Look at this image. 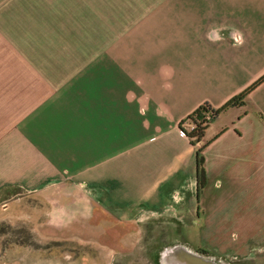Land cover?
<instances>
[{
    "label": "crops",
    "instance_id": "0c3cea01",
    "mask_svg": "<svg viewBox=\"0 0 264 264\" xmlns=\"http://www.w3.org/2000/svg\"><path fill=\"white\" fill-rule=\"evenodd\" d=\"M30 196L54 240L264 255V0H0V218Z\"/></svg>",
    "mask_w": 264,
    "mask_h": 264
},
{
    "label": "rangeland",
    "instance_id": "374dc122",
    "mask_svg": "<svg viewBox=\"0 0 264 264\" xmlns=\"http://www.w3.org/2000/svg\"><path fill=\"white\" fill-rule=\"evenodd\" d=\"M28 200V201H27ZM32 196L15 200L0 218V262L11 264H185L177 258L181 251L195 252L214 264H264V255H235L199 248V239L142 237L131 240L124 253H112L99 241L73 240L58 236L55 240L39 232L44 203ZM47 208V207H46ZM211 240V239H208Z\"/></svg>",
    "mask_w": 264,
    "mask_h": 264
},
{
    "label": "trees",
    "instance_id": "16d2710c",
    "mask_svg": "<svg viewBox=\"0 0 264 264\" xmlns=\"http://www.w3.org/2000/svg\"><path fill=\"white\" fill-rule=\"evenodd\" d=\"M247 92L248 89L243 93H240L236 97H233L224 106L218 109H214L210 107L208 103H204L197 107L191 114H189L187 116L186 123L194 125V130L188 131L187 129H185V127H182V129L187 134V136H189L191 142H199L202 139L206 127L221 110L225 109L228 106L242 104L243 98ZM203 147L204 144L200 145L197 148L196 152L197 177L199 187H202L205 184L204 156L202 154Z\"/></svg>",
    "mask_w": 264,
    "mask_h": 264
},
{
    "label": "water",
    "instance_id": "95a60500",
    "mask_svg": "<svg viewBox=\"0 0 264 264\" xmlns=\"http://www.w3.org/2000/svg\"><path fill=\"white\" fill-rule=\"evenodd\" d=\"M177 258L184 261L185 264H214L205 259L202 255L190 251H181L177 254Z\"/></svg>",
    "mask_w": 264,
    "mask_h": 264
},
{
    "label": "built area",
    "instance_id": "2783aa9c",
    "mask_svg": "<svg viewBox=\"0 0 264 264\" xmlns=\"http://www.w3.org/2000/svg\"><path fill=\"white\" fill-rule=\"evenodd\" d=\"M235 38H236V40H239V36L238 35H235ZM186 129L188 131H192V130H194V125L188 124L187 127H186Z\"/></svg>",
    "mask_w": 264,
    "mask_h": 264
},
{
    "label": "flooded vegetation",
    "instance_id": "af4514ba",
    "mask_svg": "<svg viewBox=\"0 0 264 264\" xmlns=\"http://www.w3.org/2000/svg\"><path fill=\"white\" fill-rule=\"evenodd\" d=\"M203 251V250H202Z\"/></svg>",
    "mask_w": 264,
    "mask_h": 264
}]
</instances>
